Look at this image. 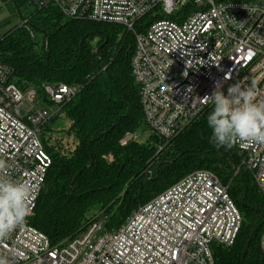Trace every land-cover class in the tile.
I'll list each match as a JSON object with an SVG mask.
<instances>
[{
    "label": "built area",
    "instance_id": "1",
    "mask_svg": "<svg viewBox=\"0 0 264 264\" xmlns=\"http://www.w3.org/2000/svg\"><path fill=\"white\" fill-rule=\"evenodd\" d=\"M36 9L57 7L65 16L114 23L136 40L132 74L139 87L145 124L168 142L204 109L201 100L220 88L251 78L264 100V0H26ZM157 17L142 23L147 15ZM29 27V18L22 20ZM31 31V30H30ZM14 69L0 63V156L8 172L33 185L32 214L4 241L0 254L11 264H215L214 245L233 246L243 216L228 186L212 171L187 174L141 205L118 229L97 219L59 243L30 223L51 157L42 132L72 99L79 84H45L23 89ZM138 138L127 133L121 144ZM244 169L264 195V144L237 145ZM159 149L162 146L159 145ZM19 169V172L14 171ZM105 218V217H103ZM260 246L264 253V231Z\"/></svg>",
    "mask_w": 264,
    "mask_h": 264
},
{
    "label": "trees",
    "instance_id": "2",
    "mask_svg": "<svg viewBox=\"0 0 264 264\" xmlns=\"http://www.w3.org/2000/svg\"><path fill=\"white\" fill-rule=\"evenodd\" d=\"M13 1L30 28L21 24L0 36V63L13 67L12 80L38 89L49 106L45 84L81 85L42 132L51 166L30 223L52 244L85 230L99 212L108 218V229H118L139 206L187 174L207 169L228 186L243 216L236 243L213 246L215 264H264V195L237 146L226 151L209 143L211 105L168 142L150 131L147 141L140 140L145 118L132 74L134 34L118 24L67 17L53 5L24 14L26 0ZM159 17L147 15L142 23ZM63 114L75 143L69 153L49 146L43 136ZM127 133L138 138L122 145Z\"/></svg>",
    "mask_w": 264,
    "mask_h": 264
},
{
    "label": "clouds",
    "instance_id": "3",
    "mask_svg": "<svg viewBox=\"0 0 264 264\" xmlns=\"http://www.w3.org/2000/svg\"><path fill=\"white\" fill-rule=\"evenodd\" d=\"M201 101L211 104L206 117L211 130L208 140L217 150H231L241 143L264 144V100L258 99L254 78L246 86L243 82L231 85L227 95L220 88H214ZM12 167L0 156V241L7 240L32 214L33 185L14 178L8 172ZM0 264H11V260L0 254Z\"/></svg>",
    "mask_w": 264,
    "mask_h": 264
},
{
    "label": "rangeland",
    "instance_id": "4",
    "mask_svg": "<svg viewBox=\"0 0 264 264\" xmlns=\"http://www.w3.org/2000/svg\"><path fill=\"white\" fill-rule=\"evenodd\" d=\"M24 14H29L35 10L34 6L24 5L22 7ZM22 24V16L19 9L13 0H0V36L9 32L11 29L16 28ZM40 38V35H37ZM67 117L63 114L56 124H52L50 130L44 131V139L49 146L69 153L74 148V137L67 133L69 126ZM149 129L144 125L141 130L140 140L147 141L149 137ZM106 215V214H105ZM98 219H104L105 224L108 218H103L102 213L98 214Z\"/></svg>",
    "mask_w": 264,
    "mask_h": 264
},
{
    "label": "water",
    "instance_id": "5",
    "mask_svg": "<svg viewBox=\"0 0 264 264\" xmlns=\"http://www.w3.org/2000/svg\"><path fill=\"white\" fill-rule=\"evenodd\" d=\"M248 246L250 245V241H248V244H247ZM246 253V252H245ZM244 257H245V254H244Z\"/></svg>",
    "mask_w": 264,
    "mask_h": 264
}]
</instances>
